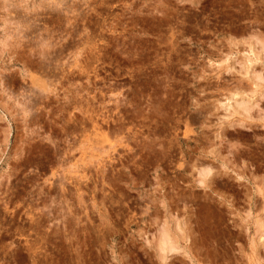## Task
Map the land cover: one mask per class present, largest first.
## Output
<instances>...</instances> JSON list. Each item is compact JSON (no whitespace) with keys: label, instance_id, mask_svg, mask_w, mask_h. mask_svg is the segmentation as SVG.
Masks as SVG:
<instances>
[{"label":"rangeland","instance_id":"1","mask_svg":"<svg viewBox=\"0 0 264 264\" xmlns=\"http://www.w3.org/2000/svg\"><path fill=\"white\" fill-rule=\"evenodd\" d=\"M0 264H264V0H0Z\"/></svg>","mask_w":264,"mask_h":264},{"label":"bare ground","instance_id":"2","mask_svg":"<svg viewBox=\"0 0 264 264\" xmlns=\"http://www.w3.org/2000/svg\"><path fill=\"white\" fill-rule=\"evenodd\" d=\"M257 102V101H256ZM241 105V102L239 103ZM243 104V102H242ZM255 104V103H254ZM237 105V104H236ZM211 176V175H210ZM212 179V176L208 178V180H211ZM207 180V179H206ZM165 236V235H163ZM161 243H160V246L161 248L159 249H162L163 252H165V254H167L168 252H170L171 250L173 251V249L176 247L174 242L172 241V239L170 238V236H166V238H163L162 240H160ZM161 250V251H162ZM175 250V249H174ZM162 252V253H163Z\"/></svg>","mask_w":264,"mask_h":264},{"label":"crops","instance_id":"3","mask_svg":"<svg viewBox=\"0 0 264 264\" xmlns=\"http://www.w3.org/2000/svg\"><path fill=\"white\" fill-rule=\"evenodd\" d=\"M255 0H247V2L248 3H253ZM251 8V7H250ZM245 40V39H244ZM231 41H234V40H232L231 39ZM246 41V40H245ZM248 44L251 42V39L250 40H248V41H246ZM235 43V42H234ZM252 43H250L249 45H251ZM214 52H212L211 54H213ZM235 93V92H234ZM233 93V94H234ZM238 93V92H237ZM233 94H230V96L228 97V99L229 98H231V96L233 95ZM238 95H240L241 96V94H237L236 96H238ZM236 99V101H237V97L235 98ZM240 99H242V97H240ZM240 99H238V100H240ZM244 101H245V99H243ZM230 101V100H229ZM231 101H233L234 102V100H232L231 99ZM209 143V142H208ZM211 145H213V144H211ZM216 149H220V147L218 148H216ZM203 183V182H202ZM163 235H165V236H163ZM166 236H170V238L172 239V241L174 242V240H173V238H172V236L170 235V229L168 228V229H164V230H162V233H161V238H160V240L162 239V238H166ZM161 242V241H160ZM160 242H159V246H160ZM160 248H161V246H160ZM162 250V249H161ZM163 251V250H162ZM171 252V251H170ZM169 253V252H168ZM167 253V254H168ZM167 254H165V252H164V254H163V257H165Z\"/></svg>","mask_w":264,"mask_h":264}]
</instances>
